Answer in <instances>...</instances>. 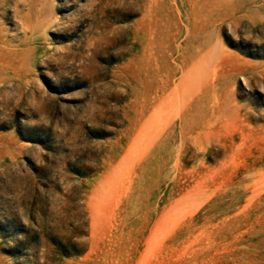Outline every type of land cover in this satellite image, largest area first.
Segmentation results:
<instances>
[{
    "label": "rangeland",
    "instance_id": "obj_1",
    "mask_svg": "<svg viewBox=\"0 0 264 264\" xmlns=\"http://www.w3.org/2000/svg\"><path fill=\"white\" fill-rule=\"evenodd\" d=\"M0 264H264V0H0Z\"/></svg>",
    "mask_w": 264,
    "mask_h": 264
}]
</instances>
